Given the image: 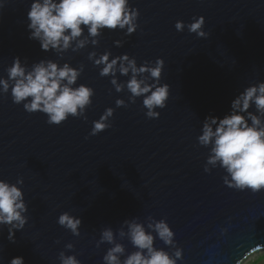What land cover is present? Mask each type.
Instances as JSON below:
<instances>
[{
	"label": "water",
	"instance_id": "water-1",
	"mask_svg": "<svg viewBox=\"0 0 264 264\" xmlns=\"http://www.w3.org/2000/svg\"><path fill=\"white\" fill-rule=\"evenodd\" d=\"M30 3L4 0L0 7V77H7L16 56L29 66L58 59L83 65L76 84L91 86L94 95L87 120L69 116L57 125L47 123V114L14 103L10 90L0 93V179L23 178L19 186L28 205V220L14 242L8 226L0 225V264L14 256H23L25 264H60L61 251L81 264H104L111 245L97 241L109 226L125 246L123 259L135 249L119 230L127 232L123 221L132 218L146 229L159 220L169 224L171 244L147 230L156 248L173 257L182 251L176 264H240L264 250V189L229 187L219 165H207L206 172L210 146L197 139L207 115L222 117L244 87L264 80V0H130L140 13L135 32L105 28L97 44L89 38L62 57L29 39ZM200 15L208 36L175 28L177 20L187 24ZM92 51L127 52L138 65L163 58L160 82L170 85V94L166 106L156 109L159 117L146 115L142 97L133 103L126 87L117 92L110 76H100L102 65L88 57ZM116 75L126 82L131 74ZM117 98L126 105L117 106ZM107 107L114 108L111 127L91 135L92 122ZM64 211L81 217L79 235L57 223Z\"/></svg>",
	"mask_w": 264,
	"mask_h": 264
},
{
	"label": "clouds",
	"instance_id": "clouds-1",
	"mask_svg": "<svg viewBox=\"0 0 264 264\" xmlns=\"http://www.w3.org/2000/svg\"><path fill=\"white\" fill-rule=\"evenodd\" d=\"M4 0H0L3 7ZM139 9L131 5L130 0H31L27 13V28L29 39L39 42L43 51H54L59 56L70 48L76 51L89 43L98 41L95 37L101 35L103 29L125 30V35L136 31ZM205 17L194 16L191 22L177 20L175 28L200 37L209 35L204 30ZM83 26V27H82ZM85 30L87 36L84 35ZM123 41L116 40L117 46ZM88 57L96 66H101L100 76H110L111 84L117 92L127 88L129 100L135 102L142 97V105L147 110L149 118L159 117L157 108H164L169 97L170 85L161 83L160 77L164 67V59L157 57L155 61L145 60L137 64L135 56L127 52L112 56L111 51H104L97 56L95 51ZM111 57V58H110ZM7 77H0V93L11 92L12 101L23 103V108L29 112L40 111L47 114V123L60 124L69 116L81 117L87 120L86 108L92 103L94 89L84 83L76 84L83 72V65L74 67L65 61L43 58L30 66L19 56L13 58L6 68ZM117 72L130 78L126 82H118ZM117 106H124L123 98L116 99ZM254 110H250L253 109ZM114 108L107 107L99 119L92 122L91 135H95L109 127ZM201 146H210L204 170L210 171L207 165L222 167L227 175L225 184L229 187L253 193L264 189V80L251 83L231 101L230 111L222 117L209 114L202 122L201 133L197 137ZM23 178L15 183L0 179V225L8 226V239L15 240V231L26 224L28 205L24 192L19 186ZM57 223L69 229L72 234L79 235L82 219L68 211L58 216ZM127 232L119 230V236H127L135 251L127 256L125 246L117 242L113 229H101L100 243L111 245L103 256L104 264H176L182 251L177 249L175 257L164 249L154 246L153 229L156 235L166 244L173 242L174 232L164 220L149 223L147 229L135 218L123 221ZM73 247L72 243L66 245ZM60 264H81L75 255H65L63 251L58 256ZM9 264H25L23 256H14ZM241 264V262H240Z\"/></svg>",
	"mask_w": 264,
	"mask_h": 264
},
{
	"label": "crops",
	"instance_id": "crops-1",
	"mask_svg": "<svg viewBox=\"0 0 264 264\" xmlns=\"http://www.w3.org/2000/svg\"><path fill=\"white\" fill-rule=\"evenodd\" d=\"M244 264H264V250H260L249 255L246 260L243 262Z\"/></svg>",
	"mask_w": 264,
	"mask_h": 264
},
{
	"label": "rangeland",
	"instance_id": "rangeland-1",
	"mask_svg": "<svg viewBox=\"0 0 264 264\" xmlns=\"http://www.w3.org/2000/svg\"><path fill=\"white\" fill-rule=\"evenodd\" d=\"M259 251H260V250H259ZM255 252H258V251H255ZM255 252H253V253H255ZM253 253H251V254H253ZM251 254H250V255H251ZM245 260H246V259H245ZM245 260H244V261H245ZM244 261H243V262H244ZM243 262H242L241 264H244Z\"/></svg>",
	"mask_w": 264,
	"mask_h": 264
}]
</instances>
